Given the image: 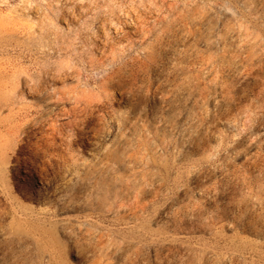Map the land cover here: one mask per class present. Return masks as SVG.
Wrapping results in <instances>:
<instances>
[{"label":"rangeland","instance_id":"1","mask_svg":"<svg viewBox=\"0 0 264 264\" xmlns=\"http://www.w3.org/2000/svg\"><path fill=\"white\" fill-rule=\"evenodd\" d=\"M0 264H264V0H0Z\"/></svg>","mask_w":264,"mask_h":264},{"label":"bare ground","instance_id":"2","mask_svg":"<svg viewBox=\"0 0 264 264\" xmlns=\"http://www.w3.org/2000/svg\"><path fill=\"white\" fill-rule=\"evenodd\" d=\"M74 108V110H75V107H73ZM73 109H72V111H74ZM77 111H78V109H77ZM86 111V110H85ZM70 112V111H69ZM84 112V111H83ZM83 112H82V114H83ZM87 112V111H86ZM61 113H63V112H61ZM73 113V112H72ZM71 113V114H72ZM67 114V113H66ZM65 115V114H64ZM80 116V115H79ZM83 116H84V114H83ZM76 117H77V115H76ZM74 119V118H73ZM80 119H82V122L83 123H87V121L88 120H83V117H81ZM71 121V120H70ZM69 121V122H70ZM73 121V120H72ZM69 122H67V123H69ZM73 123V122H72ZM68 125V124H67ZM73 125V124H72ZM88 124H85V126H87ZM69 126H71V125H69ZM69 126H67V127H69ZM75 126V125H74ZM82 127V126H81ZM69 128H71V127H69ZM80 130V129H79ZM65 134V133H64ZM53 135V134H52ZM50 136V135H49ZM57 137V136H56ZM56 137H55V135L54 136H50V138H48V139H50V141L52 142V144H54L55 143V139H56ZM58 139V138H57ZM46 142V141H45ZM68 142V141H67ZM41 144H43V143H41ZM49 146V145H48ZM52 146V145H51ZM57 147H58V145H57ZM64 147H66V146H64ZM69 147V146H68ZM56 148V147H55ZM54 148V149H55ZM44 149V148H43ZM66 150V149H65ZM41 151H42V149H41ZM48 151H49V149H48ZM31 152V151H30ZM46 152V151H45ZM26 153V152H25ZM30 154V153H29ZM22 155H23V153H22ZM61 156V155H60ZM50 157V156H49ZM63 157V155L61 156V158ZM66 159V158H65ZM43 160V159H42ZM46 160H48L49 161V159H46ZM45 160V161H46ZM62 160H63V158H62ZM61 160V161H62ZM58 161H60V160H58ZM44 161H42V163H43ZM63 162V161H62ZM66 162V161H65ZM65 162H63V163H65ZM48 163V162H47ZM45 164H46V162H45ZM45 166V165H44ZM51 166H52V164H51ZM63 166H64V164H63ZM41 167V166H40ZM46 167V166H45ZM41 169V168H40ZM43 169V168H42ZM41 169V170H42ZM63 170V169H62ZM28 171V170H27ZM48 171V170H47ZM60 171V170H59ZM69 171V170H68ZM40 172V171H39ZM42 172V171H41ZM46 172V171H45ZM44 173V172H43ZM46 174H48V173H46ZM49 175V174H48ZM37 176L40 178V180H39V183H41L42 184V181L45 179V177L41 174V173H37ZM50 180H52V179H50ZM46 181V180H45Z\"/></svg>","mask_w":264,"mask_h":264}]
</instances>
